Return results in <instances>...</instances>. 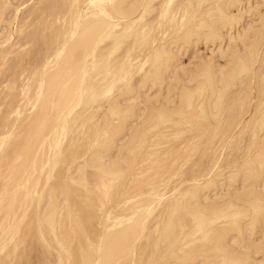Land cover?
Wrapping results in <instances>:
<instances>
[{"label": "bare ground", "instance_id": "obj_1", "mask_svg": "<svg viewBox=\"0 0 264 264\" xmlns=\"http://www.w3.org/2000/svg\"><path fill=\"white\" fill-rule=\"evenodd\" d=\"M33 247L264 264V0H0V264Z\"/></svg>", "mask_w": 264, "mask_h": 264}, {"label": "rangeland", "instance_id": "obj_2", "mask_svg": "<svg viewBox=\"0 0 264 264\" xmlns=\"http://www.w3.org/2000/svg\"><path fill=\"white\" fill-rule=\"evenodd\" d=\"M30 5H32V4H30ZM29 6H27L25 8L26 10L24 9V11H22L23 14L27 13L28 12L27 10L30 11L31 6L30 7ZM20 14H22V13H20ZM199 55H203V56H208L209 55V48H205V46L202 43L199 44L198 46H196L195 48L189 49L185 54H183V56H182L183 65L184 66H189L191 64V62L196 57H198ZM24 252L26 253V254L24 253L25 256H26V258L24 256V263H26V264H42V261L40 259H42L43 256H42V253L40 252V250H38V248H34V247L33 248H28ZM43 264H44V262H43Z\"/></svg>", "mask_w": 264, "mask_h": 264}]
</instances>
